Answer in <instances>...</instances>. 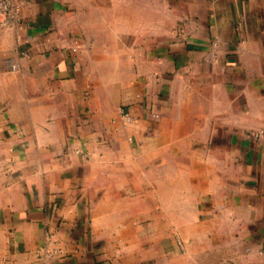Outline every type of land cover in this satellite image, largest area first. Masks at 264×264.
Listing matches in <instances>:
<instances>
[{
    "label": "crops",
    "instance_id": "crops-1",
    "mask_svg": "<svg viewBox=\"0 0 264 264\" xmlns=\"http://www.w3.org/2000/svg\"><path fill=\"white\" fill-rule=\"evenodd\" d=\"M16 1L0 264H264V0Z\"/></svg>",
    "mask_w": 264,
    "mask_h": 264
},
{
    "label": "built area",
    "instance_id": "built-area-1",
    "mask_svg": "<svg viewBox=\"0 0 264 264\" xmlns=\"http://www.w3.org/2000/svg\"><path fill=\"white\" fill-rule=\"evenodd\" d=\"M21 6L16 0H0V15L3 17V23L6 25L17 23L21 20ZM11 69L18 68L16 64L10 65ZM124 116H128L124 113ZM263 131L253 133L255 137H260Z\"/></svg>",
    "mask_w": 264,
    "mask_h": 264
}]
</instances>
